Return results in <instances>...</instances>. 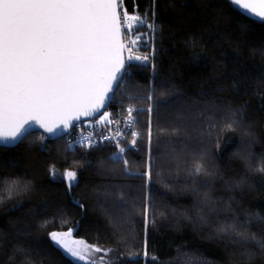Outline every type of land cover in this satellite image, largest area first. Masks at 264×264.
<instances>
[{
    "label": "trees",
    "instance_id": "1",
    "mask_svg": "<svg viewBox=\"0 0 264 264\" xmlns=\"http://www.w3.org/2000/svg\"><path fill=\"white\" fill-rule=\"evenodd\" d=\"M151 2L124 5L141 13ZM154 7L152 68L129 67L107 110H141L124 157L134 173L151 157V181L127 175L109 147L70 150L40 132L0 147V264H77L49 238L72 227L116 264H264V247L238 235L264 241V24L229 0ZM66 170L77 172L71 190Z\"/></svg>",
    "mask_w": 264,
    "mask_h": 264
},
{
    "label": "snow or ice",
    "instance_id": "2",
    "mask_svg": "<svg viewBox=\"0 0 264 264\" xmlns=\"http://www.w3.org/2000/svg\"><path fill=\"white\" fill-rule=\"evenodd\" d=\"M155 2L152 0L143 13L133 10L130 14L124 8V0H0V145L14 146L26 139V133L36 126L50 136H57L75 128L82 118H93L89 127L112 124L113 114L107 109L121 86L126 68L132 67L133 61L146 66L150 59L147 54H137V50L145 44V34L140 29L148 22L149 13L152 23H147V27L152 33L158 31ZM229 2L253 24H264V0ZM139 111L133 107L127 109L125 123L129 129L135 127L134 113ZM124 135L117 131L97 141L90 134L80 143L93 149L100 143L115 142L117 151L109 158L115 163L122 162L127 175L144 176L150 182L151 157L143 173L129 171V162L124 157L129 148L121 146ZM130 135L131 146L135 147L141 133L131 131ZM152 137L150 122L149 145ZM203 171L198 165L194 174ZM257 171L264 174V167ZM61 179L69 190L78 185L76 171L66 170ZM7 183L16 184L15 181ZM143 217L147 235L151 223L147 204ZM232 227L234 230L235 226ZM76 231L77 227L54 231L49 238L77 264H95L90 257L96 253L102 254L99 259L104 264L112 250L102 249L85 239H74ZM238 235L242 240L250 239L264 247V241H257L254 236ZM144 249L147 261V240ZM150 259L155 264L157 257Z\"/></svg>",
    "mask_w": 264,
    "mask_h": 264
},
{
    "label": "built area",
    "instance_id": "3",
    "mask_svg": "<svg viewBox=\"0 0 264 264\" xmlns=\"http://www.w3.org/2000/svg\"><path fill=\"white\" fill-rule=\"evenodd\" d=\"M124 8H125V5H124ZM121 11H123V10H121ZM141 13H143V12H141ZM147 23H152L150 16H149V20ZM147 23L140 29V33L145 34L144 35L145 44L140 45V47L137 50V54H140V55L147 54L150 56V59L147 62L146 66L141 65L139 62H135V61L132 62V65L144 67V68H149V67L152 68L153 54H154V49H153L154 33H152L149 30V28L147 27ZM127 55H128V53L125 52L124 53L125 59H127ZM128 75H129V70H128V68H126L120 88L122 87V85H123L126 77H128ZM128 108L129 107H125L124 109H121L120 107H118V109L114 110L113 112H109V113L113 114L112 120L114 121L110 125L89 127V123L91 121L79 122L75 128H71L63 137L65 144H66V147L70 150L85 148V147H82L81 143H80V141L83 139V137H87L91 134L92 139L100 141L102 136H104V135H115V133L117 131H120L122 133H125V135L121 138V146H127L129 149H132L133 148L131 146L132 137L130 135V132L136 131V130H135V127L129 129L128 125L125 123V118L127 116V109ZM115 121H118V123ZM69 145H71V147H69ZM103 147H109L113 152L117 151V149L115 147V142L100 143L98 145V147H96V148H103Z\"/></svg>",
    "mask_w": 264,
    "mask_h": 264
},
{
    "label": "water",
    "instance_id": "4",
    "mask_svg": "<svg viewBox=\"0 0 264 264\" xmlns=\"http://www.w3.org/2000/svg\"><path fill=\"white\" fill-rule=\"evenodd\" d=\"M237 8V7H236ZM238 9V8H237ZM98 118V117H97ZM91 120H93V118H82V121L81 122H89V121H91ZM79 123V122H78ZM71 129V128H70ZM69 129V130H70ZM68 130V131H69ZM37 132H40V133H42L43 135H45L46 136V138H48V139H51V140H56V139H61V138H63L64 136H65V134L66 133H64V132H61L59 135H57V136H50L48 133H45L44 132V130L42 129V128H39V126H36L35 128H33V129H31L30 131H29V133H26V136H28V135H30V134H32V133H37ZM23 140V139H22ZM21 140V141H22ZM21 141H18L14 146H7V147H5V146H2V145H0V147L1 148H13V147H15V146H17Z\"/></svg>",
    "mask_w": 264,
    "mask_h": 264
},
{
    "label": "rangeland",
    "instance_id": "5",
    "mask_svg": "<svg viewBox=\"0 0 264 264\" xmlns=\"http://www.w3.org/2000/svg\"><path fill=\"white\" fill-rule=\"evenodd\" d=\"M101 253H96L94 256L90 257V259H93L95 261V264H101V261L99 257L101 256ZM73 259V258H72ZM74 260V259H73ZM75 261V260H74ZM76 262V261H75ZM117 260L114 258V256L109 252L108 256L105 257L104 264H116ZM79 264H83V262H79Z\"/></svg>",
    "mask_w": 264,
    "mask_h": 264
}]
</instances>
